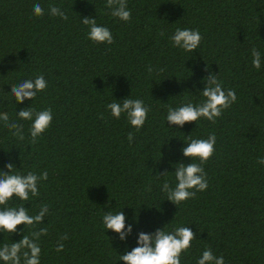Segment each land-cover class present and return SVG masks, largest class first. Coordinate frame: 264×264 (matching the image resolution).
Wrapping results in <instances>:
<instances>
[{"label":"trees","instance_id":"trees-1","mask_svg":"<svg viewBox=\"0 0 264 264\" xmlns=\"http://www.w3.org/2000/svg\"><path fill=\"white\" fill-rule=\"evenodd\" d=\"M37 3L43 16L33 12ZM50 6L68 19L50 15ZM127 7L130 21L113 17L106 0H0V113L22 124L24 135L20 140L0 120V175L9 162L13 172L47 171L39 196L8 204L24 205L29 215L49 208L42 223L0 232V246L22 239L20 230L30 236L47 228L38 241L40 264H125L120 254L138 246L141 231L188 226L195 238L181 264H197L207 248L225 264H264V0H127ZM85 16L108 27L114 42L89 39ZM177 27L200 31L197 50L173 46ZM209 73L234 89L237 101L215 123H167L169 105L204 99ZM41 74L47 88L16 103L12 84ZM126 98L150 109L139 130L107 108ZM27 107L52 109L50 127L35 142L31 121L17 115ZM212 133L215 152L202 164L209 186L177 206L161 187H175L179 163H201L183 155L187 138ZM121 210L133 228L126 240L102 222L107 211Z\"/></svg>","mask_w":264,"mask_h":264},{"label":"clouds","instance_id":"clouds-1","mask_svg":"<svg viewBox=\"0 0 264 264\" xmlns=\"http://www.w3.org/2000/svg\"><path fill=\"white\" fill-rule=\"evenodd\" d=\"M106 7L111 9V15L118 17L123 21H130L131 11L127 7V0H106ZM50 15L60 16L67 20L68 16L57 6H50ZM33 12L36 16H43L44 9L37 3L33 6ZM82 23L89 26L88 38L95 43H107L111 45L114 42L110 29L106 26L98 25L93 17H82ZM170 40L174 47H179L186 52H194L200 46L202 35L198 29L177 27L171 35ZM252 66L259 70L261 68V54L255 47L252 48ZM151 72L152 69L149 68ZM205 87L200 91L204 99L193 104L191 101L167 108V123L179 125L181 128L187 122H196L200 118H205L215 123L218 117L223 115L233 103L237 101L236 91L232 88L224 89L222 81L217 75L209 73L204 77ZM48 84L44 75H37L34 79H24L20 83L12 84L11 95L16 103H22L25 99L34 100L38 92H43ZM111 115L120 118L122 113L127 115L129 123L137 130L141 129L150 111L142 99H123L122 103L113 101L107 104ZM21 120L31 121L30 135L32 141L42 135L51 125L53 120L52 109L36 111L31 107L24 108L17 112ZM0 120L9 130H14L12 134L20 140L24 139L23 125L10 122L7 112L0 113ZM129 141L133 140V134H128ZM185 141V140H184ZM215 133L210 134L206 139L187 138L186 146L182 148L183 155L190 158H198L201 163L191 162L188 164L179 163L175 172V187H172L168 181H165L161 191L167 194V200L174 202L177 206L190 198H195L196 193L205 191L208 188V181L202 164L207 162L215 152L216 145ZM264 164V158L258 161ZM14 163L9 162L0 175V232L17 233L18 226L23 224L27 226L42 223L49 208L45 204L40 208L36 215H29L28 208L24 205L9 206L8 202L14 198L22 201H28L31 196H39L38 181L47 180L48 172L44 171L37 175L33 171L27 174L13 172ZM16 167V166H15ZM167 173V172H165ZM165 173H160L161 175ZM194 189V191H192ZM103 225L107 230L111 229L119 234L121 240H126L128 234L132 233L131 224L126 225V215L123 210L119 212L107 211L103 215ZM24 234L19 241H13L11 244L4 243L0 246V260L4 264H40L41 246L38 243L42 235H46L47 228H40L33 231L31 235H25V229L20 230ZM195 238V233L188 226L176 227L169 232L163 228H158L154 233L141 231L138 235L137 245L131 251H125L120 254V259L125 264H181V254L191 247V242ZM67 235L61 237V240H67ZM57 252L64 250V244L58 243L55 249ZM197 264H225L223 256H214L212 250L207 248L198 258Z\"/></svg>","mask_w":264,"mask_h":264}]
</instances>
